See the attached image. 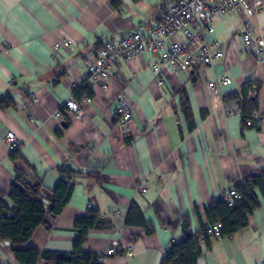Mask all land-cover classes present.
I'll list each match as a JSON object with an SVG mask.
<instances>
[{"label": "crops", "instance_id": "1", "mask_svg": "<svg viewBox=\"0 0 264 264\" xmlns=\"http://www.w3.org/2000/svg\"><path fill=\"white\" fill-rule=\"evenodd\" d=\"M178 1L0 0V99L13 103L0 108V195L7 199L20 170L42 183L46 198L47 225L21 248L70 252L74 222L95 210L104 224L88 233L84 251L102 264H160L171 244L182 242L183 223L199 234L208 224L205 208L264 171V123L248 128L221 106L245 83L257 84L255 113L264 118V50L257 59L241 40L244 20L264 40V0L254 12L214 20L210 38L225 58L213 70L166 73L158 85L143 56L119 62L103 85H81L82 68L105 42L148 34L156 15ZM214 77L231 83L213 91ZM120 95L131 107L127 137L116 124ZM68 99L79 104L81 120L64 107ZM7 133L27 164L9 159ZM62 171L73 175L72 192L52 217L49 198ZM253 191L258 208L247 226L231 237L201 238L196 264L263 263L264 195ZM112 247L118 253L107 255ZM0 264H18L8 243H0Z\"/></svg>", "mask_w": 264, "mask_h": 264}, {"label": "built area", "instance_id": "2", "mask_svg": "<svg viewBox=\"0 0 264 264\" xmlns=\"http://www.w3.org/2000/svg\"><path fill=\"white\" fill-rule=\"evenodd\" d=\"M258 0H179L167 6L155 17L154 25L148 34L131 33L118 41H107L88 60L81 70L83 86L103 85L117 70L119 62L128 63L134 59L146 56L150 60V69L156 83L165 82L166 73H190L195 68L205 67L214 69L215 63L225 58V50L217 40L210 36L214 32V20L222 15L237 11H256ZM180 35V36H179ZM177 37H180L179 39ZM241 40L244 49L252 50L255 58H260L264 50V40L256 35L255 29L248 20L243 21ZM70 40L62 46L69 48ZM228 78H216L208 84V88L218 92L221 87L230 85ZM257 87L250 84L249 95H255ZM87 99V98H86ZM222 110L226 115H238L245 118L236 103L222 102ZM64 107L81 120L84 113L74 99L64 102ZM132 120L131 107L120 95L116 107V124L123 136L130 133ZM264 123V118L255 112L246 117L244 125L248 128H258ZM6 146L9 149L18 147L13 133H7ZM63 180L71 184L73 175L64 172ZM143 191L144 186L140 185ZM227 206L233 207L242 199L235 189H226L221 198ZM205 233L208 238H220L222 226L219 222L208 223ZM131 252V248L129 252ZM118 253L116 247L107 251V255Z\"/></svg>", "mask_w": 264, "mask_h": 264}, {"label": "trees", "instance_id": "3", "mask_svg": "<svg viewBox=\"0 0 264 264\" xmlns=\"http://www.w3.org/2000/svg\"><path fill=\"white\" fill-rule=\"evenodd\" d=\"M250 84L245 83L239 95L225 100V102L234 101L245 118L251 116L258 106L256 94H248ZM255 85L258 88V85ZM12 106L13 103L9 96L0 99L1 109ZM184 112L189 119L190 112L186 101L184 102ZM245 118H242L243 121ZM8 157L12 162L21 161L27 164L19 147L13 148ZM64 172L68 171H62V173ZM234 188L242 195V199L233 207L227 206L220 199L210 207L205 208L208 223H221V237H231L247 226V217L258 208L253 190L258 188L264 195V171L241 182ZM71 192L72 183H66L61 176V181L54 189L52 198H49V214L52 217L61 213L70 198ZM45 199L42 183L39 181L29 182L20 170H16L7 199L0 195V243H8L12 246L15 261L18 264H38L40 261H43L44 264H102L100 255L83 250V244L88 233L101 228L104 224L99 213L95 210H89L84 217L74 222L73 229L77 233V237L70 252L38 251L30 247L21 248L28 244L38 228L47 225ZM201 238L208 239L205 229H202L199 234H191L188 232L186 224L183 223L182 242L172 243L160 264H196L200 253L199 241Z\"/></svg>", "mask_w": 264, "mask_h": 264}]
</instances>
